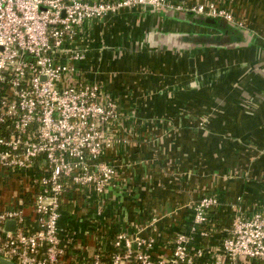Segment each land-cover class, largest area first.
Segmentation results:
<instances>
[{
	"label": "crops",
	"instance_id": "1",
	"mask_svg": "<svg viewBox=\"0 0 264 264\" xmlns=\"http://www.w3.org/2000/svg\"><path fill=\"white\" fill-rule=\"evenodd\" d=\"M177 1L214 3L235 23L134 7L88 21L76 41L86 60L75 80L100 84L117 102L118 136L130 142L109 152L117 175L104 216L93 191L67 192L60 220L67 264H87L95 229L134 234L158 217L161 233L183 230L206 194L220 199L213 225L221 232L238 209L264 213V0ZM27 175L0 168V212L22 207L34 229L37 188Z\"/></svg>",
	"mask_w": 264,
	"mask_h": 264
},
{
	"label": "built area",
	"instance_id": "2",
	"mask_svg": "<svg viewBox=\"0 0 264 264\" xmlns=\"http://www.w3.org/2000/svg\"><path fill=\"white\" fill-rule=\"evenodd\" d=\"M134 7L235 23L232 12L214 3L0 0V168L28 172L37 188L34 229L22 207L0 212V257L15 264H67L60 220L70 190L93 191L96 214L104 216L117 175L109 152L130 139L118 136L123 115L117 102L100 84L75 80L86 60L76 41L88 21ZM219 206L216 194L202 196L183 230L161 233L158 217L134 234L95 229L98 244L87 264H264V213L238 209L221 232L213 225ZM9 221L17 223L14 232L5 229Z\"/></svg>",
	"mask_w": 264,
	"mask_h": 264
},
{
	"label": "water",
	"instance_id": "3",
	"mask_svg": "<svg viewBox=\"0 0 264 264\" xmlns=\"http://www.w3.org/2000/svg\"><path fill=\"white\" fill-rule=\"evenodd\" d=\"M196 20L202 21L203 23L209 24V25H219V24H222V22L220 20H217V19H210V18L198 17ZM190 63L192 64L193 62H190ZM16 227H17L16 221H9L5 225V229L7 231H12V232H14L16 230ZM0 264H15V263L12 262V261H9V260H6V259L0 257Z\"/></svg>",
	"mask_w": 264,
	"mask_h": 264
},
{
	"label": "trees",
	"instance_id": "4",
	"mask_svg": "<svg viewBox=\"0 0 264 264\" xmlns=\"http://www.w3.org/2000/svg\"><path fill=\"white\" fill-rule=\"evenodd\" d=\"M2 134L1 130H0V135Z\"/></svg>",
	"mask_w": 264,
	"mask_h": 264
}]
</instances>
